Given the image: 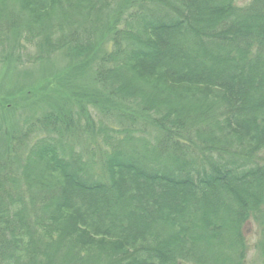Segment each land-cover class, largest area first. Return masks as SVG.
Segmentation results:
<instances>
[{"label": "trees", "instance_id": "1", "mask_svg": "<svg viewBox=\"0 0 264 264\" xmlns=\"http://www.w3.org/2000/svg\"><path fill=\"white\" fill-rule=\"evenodd\" d=\"M55 57L0 100L47 107L0 122V264H264V0H0V63Z\"/></svg>", "mask_w": 264, "mask_h": 264}, {"label": "rangeland", "instance_id": "2", "mask_svg": "<svg viewBox=\"0 0 264 264\" xmlns=\"http://www.w3.org/2000/svg\"><path fill=\"white\" fill-rule=\"evenodd\" d=\"M48 63L34 67H18L15 70H11L8 68V66L0 63V100L8 93L14 94V91L17 89H23V91L21 90L22 97L23 94H27L28 92L37 93V91L40 89L38 88L40 84H47L46 79L52 81L50 82V89L56 88L59 83L56 80H53V76L58 74L57 72H60L62 69H64L67 65V62L65 61V58L55 57ZM25 99H23V101H18V104L16 101H11V104L7 106L9 110L12 111L10 116H4L0 108V122H2L1 120L4 118L11 119V121H9V125L7 126L8 130H13L15 128L14 125L17 122L19 123L21 118L24 116H29L31 113L39 116L47 108L45 104L36 105L34 104L33 100L26 102ZM16 104L18 105V109H14V105ZM11 122L13 125H11ZM249 235V247H251L252 250L249 253L247 263L258 264L257 252L254 251V246L257 244L258 237L254 234L253 229H251Z\"/></svg>", "mask_w": 264, "mask_h": 264}]
</instances>
